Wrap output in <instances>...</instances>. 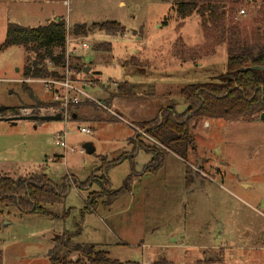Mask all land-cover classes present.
Here are the masks:
<instances>
[{
	"label": "rangeland",
	"instance_id": "1",
	"mask_svg": "<svg viewBox=\"0 0 264 264\" xmlns=\"http://www.w3.org/2000/svg\"><path fill=\"white\" fill-rule=\"evenodd\" d=\"M176 1L0 0V117L5 107L8 116L13 111L23 116L20 109L34 107L37 100L52 103L43 83L23 81L24 67L35 54L24 45L1 49L10 23L35 28L64 19L67 35L90 45L71 61L91 68L82 80L98 81L87 91L99 100L74 108L78 118L68 114L60 120L16 124L0 120V174L17 179L42 174L44 168L54 185L66 176L84 182L103 175L112 189H123L111 204L105 203L108 197L101 199L95 211L86 210V200L100 190L98 181L89 189L72 180L62 202L44 206L49 215L0 205V264H51L54 254L65 256L64 240L95 245L117 261L111 264H264V246L256 248L264 245V119L259 115L192 121L196 150L188 167L194 172L201 158L204 170L198 171L193 189L185 183V164L170 158L162 170L147 171L151 157L144 150L135 158L138 174L130 189L123 187L132 172L130 160L108 166L133 153L134 130L138 135L146 122L138 121L161 116L159 109L168 105L186 104L183 87L226 75L229 28L252 41L255 31L264 28V0L227 3L225 19L209 20L207 27L201 12L179 18ZM242 8L246 14L240 13ZM106 21L121 23L125 32L74 33L78 24L90 28ZM133 56L139 65H123ZM125 80L143 96L118 95ZM207 121L210 127H205ZM83 127L90 132H81ZM62 131H67L66 148L54 143L53 135ZM88 143L95 146L93 154L85 150ZM67 252L68 264H79L80 254Z\"/></svg>",
	"mask_w": 264,
	"mask_h": 264
},
{
	"label": "trees",
	"instance_id": "2",
	"mask_svg": "<svg viewBox=\"0 0 264 264\" xmlns=\"http://www.w3.org/2000/svg\"><path fill=\"white\" fill-rule=\"evenodd\" d=\"M249 2L254 3L255 0H178L175 2L174 9L181 19H186L196 11L201 12L202 23L204 27H207L209 20H214V18L215 20L225 19L227 3L244 5ZM96 29L112 35L125 32V27L121 26V23L106 21L101 24L95 23L90 28L85 24H78L74 27V33L87 36L90 30ZM233 29L235 28H229L232 37L228 43L226 62V74H232L233 78L222 77L216 81L189 84L180 91L186 101L185 103L190 105L185 114L179 115L177 105L172 104L160 111L161 116L141 124V129L148 134L150 139L143 138V135L132 138L133 153L123 155L108 164V166H114L124 160H130L132 172L124 181V188L130 189L135 174H138L135 158L140 150L153 154L152 160L145 167L147 171L157 172L163 167L164 154L167 150L174 152L188 162L190 155L196 150L191 132V129L195 127V125H191L192 121L238 119L258 115L261 117L264 113V28L255 31L253 41L234 35L236 30L233 31ZM66 37V21L62 18L35 28L10 23L1 49L14 45H24L28 51L31 50L35 54L31 63L24 67V79L59 77V71L50 70L48 62L53 63L56 67H62L66 64ZM128 64L139 65L140 62L138 58L133 56L123 63V65ZM72 66L83 72L84 75L88 74L85 72L87 64L75 62L72 63ZM23 87L32 93L26 82H23ZM117 89V94L126 98L132 99L136 95L128 80L119 84ZM88 103L95 104L85 101L79 105H71L68 107V114L71 115V118H74V115H76L75 118H78L74 108ZM46 106L57 105L37 100L34 107L43 108ZM3 110L6 111V114L2 116H8L9 107H5ZM14 114L15 111L10 116ZM104 166L107 168V162L104 163ZM192 172L193 169L187 166L186 183L188 188L195 182ZM197 176H199L198 172ZM72 180H74L73 176H66L62 184L54 185L44 174L17 179L0 174V205H14L24 213L49 215L51 213L44 206L62 202L70 191ZM97 181L100 183V190L89 194L86 210L95 209L98 200L101 198L108 197L105 203H113L123 191V189H112L110 181L103 175L101 177L92 175L84 182L74 180V183L80 188H91ZM65 247L67 251H75L80 254L75 261L79 264L85 262L91 264L117 262L109 258L108 252L96 249L95 245L73 244L71 241L64 240L63 248ZM67 251L63 257L54 254L51 257V264H68L70 261Z\"/></svg>",
	"mask_w": 264,
	"mask_h": 264
},
{
	"label": "built area",
	"instance_id": "3",
	"mask_svg": "<svg viewBox=\"0 0 264 264\" xmlns=\"http://www.w3.org/2000/svg\"><path fill=\"white\" fill-rule=\"evenodd\" d=\"M241 14H246L245 8L240 10ZM69 30H67V33ZM79 42L78 46L72 42ZM90 45L87 41H82L81 38L72 37L67 35L66 37V64L62 67H56L53 63L48 62V67L50 70L59 71V77H48V78H29L24 79L23 81H39L43 83L45 88L52 93V103L57 106L50 107L51 109L47 111L43 110L44 108L37 107H22L20 112L22 115H33L37 114H56L63 113V117L68 115V107L71 105H79L83 102L90 100L99 102L95 100L93 96L87 91L88 87H94L95 80H82V74L80 70L72 66V58L76 56L77 52H86L89 49ZM78 48V49H77ZM101 104V102H100ZM62 109V110H61ZM41 111H44L41 113ZM81 132L89 133L88 128H81ZM138 135H143L150 139L148 134L138 129ZM54 143L59 147H67V131L59 132L53 135Z\"/></svg>",
	"mask_w": 264,
	"mask_h": 264
},
{
	"label": "water",
	"instance_id": "4",
	"mask_svg": "<svg viewBox=\"0 0 264 264\" xmlns=\"http://www.w3.org/2000/svg\"><path fill=\"white\" fill-rule=\"evenodd\" d=\"M90 67H87L85 69V72L88 73L90 71ZM224 77H232V74H226ZM190 108L189 104H182L177 106V113L179 115H183L187 112V110ZM2 110V109H1ZM63 115L61 112L56 114H33V115H23V116H6V117H0V120L3 121H11L16 124L18 120H35V121H51V120H60L62 119ZM76 115H74V118ZM261 118L264 119V113L261 115ZM85 150L88 154H93L95 152V146L92 143H88L85 145ZM201 165L202 160L201 158H198V165L196 166V169L193 172V175L195 177V182L199 181V178L197 177V172L201 171ZM195 185H193L191 188L193 189Z\"/></svg>",
	"mask_w": 264,
	"mask_h": 264
},
{
	"label": "crops",
	"instance_id": "5",
	"mask_svg": "<svg viewBox=\"0 0 264 264\" xmlns=\"http://www.w3.org/2000/svg\"><path fill=\"white\" fill-rule=\"evenodd\" d=\"M57 19H59V18H57ZM138 96H143L142 94H139V93H136ZM41 101V100H40ZM159 111H161V108L159 109ZM137 117V116H136ZM152 119H154V118H150V119H144V120H140V121H138V122H143V121H146V122H148V121H151ZM132 125H131V127L133 128V123H131ZM212 124H210V121H207L206 122V124H205V127H210ZM133 130H134V128H133ZM137 134L135 133V130H134V137H136L137 138ZM133 137V138H134ZM143 138H146V137H144L143 136ZM129 155V154H128ZM150 157H151V160H152V158H153V154H151L150 153V155H149ZM170 158H173V159H175V160H177V161H180V162H182L183 164H185L186 166H188L189 164H190V162H187L186 160H184V159H182L181 157H179L177 154H175L174 152H172V151H170V150H167V152L164 154V165L163 166H165L166 164H165V162L166 161H168V160H170ZM150 160V161H151ZM135 162H136V160H135ZM136 164H137V162H136ZM160 170H162V167L158 170V171H160ZM202 171H204V170H202ZM186 173H187V167H186ZM186 173H185V177H184V179H185V183H186ZM42 174H44V175H47L48 176V174H49V171H46L44 168H43V173ZM219 174H224V171L222 170V171H220L219 172ZM181 177H182V175H180ZM200 182H202L201 181V179H200ZM133 183V182H132ZM132 183H131V186H132ZM131 191V190H130ZM132 193V191L130 192V194ZM101 199H103V198H101ZM101 199H99L98 200V205H99V203L100 202H103V200H101ZM87 201V200H86ZM97 208V207H96ZM96 208L95 209H93V210H91V211H95L96 210ZM174 242H173V244L175 243V238H174V240H173ZM167 246H169L168 244H166V245H162L160 248H163V247H167ZM264 245H260V246H258V247H256L257 249H259V248H262ZM255 247H254V249H256Z\"/></svg>",
	"mask_w": 264,
	"mask_h": 264
},
{
	"label": "flooded vegetation",
	"instance_id": "6",
	"mask_svg": "<svg viewBox=\"0 0 264 264\" xmlns=\"http://www.w3.org/2000/svg\"><path fill=\"white\" fill-rule=\"evenodd\" d=\"M202 172V171H201Z\"/></svg>",
	"mask_w": 264,
	"mask_h": 264
}]
</instances>
